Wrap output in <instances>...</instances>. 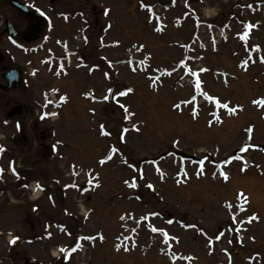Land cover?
<instances>
[{"label": "rangeland", "instance_id": "1", "mask_svg": "<svg viewBox=\"0 0 264 264\" xmlns=\"http://www.w3.org/2000/svg\"><path fill=\"white\" fill-rule=\"evenodd\" d=\"M63 2L76 6L79 23L92 22L70 47L93 60L74 57L64 73L41 66L30 84L27 76L16 91L0 87V147L9 148L0 166L14 159L21 173L0 183V264H64V253L52 259L55 249L69 252L76 239L82 252L67 264H264V107L253 103L264 99V0ZM198 41L205 46H192ZM1 47L8 61L10 45ZM20 51L17 60L26 61ZM45 84L64 93L58 119L28 125L25 113L7 116L26 92L42 102ZM35 123L49 146L32 153V141L21 145L17 135L35 132ZM91 169L99 187L83 192ZM38 177L42 192L29 189ZM61 221L62 233L48 238ZM20 235H30L27 244L10 243Z\"/></svg>", "mask_w": 264, "mask_h": 264}, {"label": "flooded vegetation", "instance_id": "2", "mask_svg": "<svg viewBox=\"0 0 264 264\" xmlns=\"http://www.w3.org/2000/svg\"><path fill=\"white\" fill-rule=\"evenodd\" d=\"M63 1L51 0L52 4L59 3V5L52 6L53 10L50 11L47 5H39L36 0H0V51L5 52L1 45L9 43L12 53L9 55L8 61L6 54L0 60V85L4 83L3 75L8 68L18 69L21 75L17 86L15 83L11 87L5 84L3 89L11 92L22 88L27 76L30 80V77H35V74L39 75L42 70L41 66H45L47 69L56 66L60 70L69 62L68 57L70 56H81L82 61L91 63L90 61L93 60L92 53H86L80 51L79 48H71L70 46L82 41L83 31H87L88 28L91 29L92 22L83 21L79 23L76 6L65 5ZM10 30L14 36H11ZM19 50L25 55L26 61L17 60L16 53ZM45 89H47V84L41 90L44 91ZM42 91H40L41 96L44 95ZM53 92L55 91L47 92L45 96H50ZM18 99L23 102L21 104L23 106L22 114L25 113L23 120H26L31 116H29V105L35 106L36 102L27 92L26 95L18 96ZM18 104L20 103H15L10 108ZM38 128L39 126L36 124L34 126L35 132L27 130V133L21 132L17 135L21 145H26L32 141V146L34 144L33 149L31 148L32 153L37 152L40 147L49 146V143L45 142L47 132L44 128H39L40 130ZM3 149V154L9 151L7 146ZM52 167L54 168L53 165ZM52 167L50 168L52 169Z\"/></svg>", "mask_w": 264, "mask_h": 264}, {"label": "snow or ice", "instance_id": "3", "mask_svg": "<svg viewBox=\"0 0 264 264\" xmlns=\"http://www.w3.org/2000/svg\"><path fill=\"white\" fill-rule=\"evenodd\" d=\"M186 6H187V0H186ZM197 19H198V17H197ZM209 27H211V25H209ZM158 31H159V29H157ZM142 47V46H141ZM261 62H264V57H261ZM183 61H181V64L183 65ZM61 67H62V65H61ZM201 71H205L204 69H202ZM59 74V73H58ZM168 75H170L171 73H167ZM107 75V74H106ZM192 75H198L197 73H195V72H193L192 73ZM200 80L198 79L197 80V82H196V88L197 89H199L200 88ZM112 90L110 89L109 90V92H111ZM129 91H131V90H129ZM122 95H126V93H121ZM63 99V98H62ZM253 103H258V104H260V106H262V107H264V99H262V100H260V101H254ZM217 104H220V101H217ZM222 107H224V108H228V104L227 103H224V104H222L221 105ZM176 107H179V105H177ZM233 112L235 111L234 109L232 110ZM52 115H56V113H52ZM103 127V126H102ZM248 131L249 132H251L252 131V129L250 128V129H248ZM102 134H105V135H107L108 133L107 132H103ZM242 151H246L247 150V148H242L241 149ZM4 151V149L2 148V147H0V153H2ZM107 159H111V156H109V157H107ZM105 161L104 160H102L101 161V163H104ZM203 163V161H201V164ZM242 170H244L243 168H242ZM12 171H13V173L14 174H16V170H15V168L13 167L12 168ZM3 173V169L2 168H0V174H2ZM221 175L223 176V178H224V180L226 181L229 177L227 176V174L226 173H221ZM89 183H91V180L89 181ZM126 184L127 183H129L128 181H126L125 182ZM27 185H25V187H26ZM97 187L99 186L98 184L96 185ZM130 187H136V185L134 184V183H132V184H130L129 185ZM37 187L39 188L40 186H39V184L37 185ZM73 187H78V186H76V185H73ZM149 187H152V185H149ZM85 190H87V189H85ZM240 196H243V193H240L239 194ZM245 199H246V197H245ZM228 207L229 208H231V205L229 204L228 205ZM153 215H155V214H153ZM255 218V217H254ZM121 219L123 220L124 219V217H121ZM233 219H235V217H233ZM251 222V221H250ZM152 231L153 232H155V231H162L163 232V230H159V229H157L155 226H153V228H152ZM49 235H50V233H49ZM164 235L166 236L167 235V233L166 232H164ZM103 237H101V239H102ZM82 239H94V237H82ZM174 239H176V238H174ZM16 242V239H13L10 243H15ZM177 242H178V240H177ZM76 247H80V245H77ZM76 250V248H73L72 249V251L74 252ZM119 250V249H118ZM63 251V250H62ZM66 255H70V253H68V254H66Z\"/></svg>", "mask_w": 264, "mask_h": 264}, {"label": "water", "instance_id": "4", "mask_svg": "<svg viewBox=\"0 0 264 264\" xmlns=\"http://www.w3.org/2000/svg\"><path fill=\"white\" fill-rule=\"evenodd\" d=\"M5 78L9 79L12 82L13 80H18V75L15 71H9L8 73L5 74ZM16 112H20V109H18V111L12 110L9 113V116H12Z\"/></svg>", "mask_w": 264, "mask_h": 264}, {"label": "bare ground", "instance_id": "5", "mask_svg": "<svg viewBox=\"0 0 264 264\" xmlns=\"http://www.w3.org/2000/svg\"><path fill=\"white\" fill-rule=\"evenodd\" d=\"M83 214L84 215L88 214V209H86L84 206H83ZM55 253L56 254H54V255H57L58 254L57 251H55Z\"/></svg>", "mask_w": 264, "mask_h": 264}]
</instances>
